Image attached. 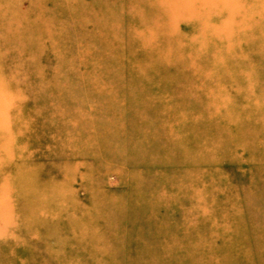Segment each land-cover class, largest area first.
<instances>
[{
    "label": "rangeland",
    "instance_id": "374dc122",
    "mask_svg": "<svg viewBox=\"0 0 264 264\" xmlns=\"http://www.w3.org/2000/svg\"><path fill=\"white\" fill-rule=\"evenodd\" d=\"M0 264H264V0H0Z\"/></svg>",
    "mask_w": 264,
    "mask_h": 264
},
{
    "label": "bare ground",
    "instance_id": "6f19581e",
    "mask_svg": "<svg viewBox=\"0 0 264 264\" xmlns=\"http://www.w3.org/2000/svg\"><path fill=\"white\" fill-rule=\"evenodd\" d=\"M3 103H4V100L0 97V107L2 106Z\"/></svg>",
    "mask_w": 264,
    "mask_h": 264
}]
</instances>
